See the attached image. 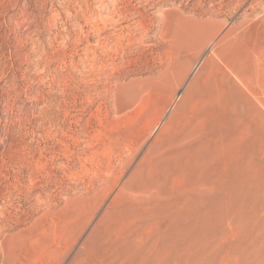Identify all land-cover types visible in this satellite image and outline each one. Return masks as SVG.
<instances>
[{"label": "rangeland", "instance_id": "obj_1", "mask_svg": "<svg viewBox=\"0 0 264 264\" xmlns=\"http://www.w3.org/2000/svg\"><path fill=\"white\" fill-rule=\"evenodd\" d=\"M0 264H264V0H0Z\"/></svg>", "mask_w": 264, "mask_h": 264}, {"label": "bare ground", "instance_id": "obj_2", "mask_svg": "<svg viewBox=\"0 0 264 264\" xmlns=\"http://www.w3.org/2000/svg\"><path fill=\"white\" fill-rule=\"evenodd\" d=\"M213 1V0H212ZM244 1V3H246L248 0H243ZM250 1V0H249ZM206 2V1H205ZM131 13V12H130ZM122 15V14H121ZM162 16V15H161ZM108 18V17H107ZM122 18V17H121ZM166 19V18H165ZM139 26V25H138ZM130 28V27H129ZM178 30H179V28H177V26H174V27H172V28H170L169 29V35L171 36L172 35V38H173V40H175V42L177 43L178 42V37L179 36H181V35H186V34H184V33H178ZM137 31V30H136ZM168 32V31H167ZM115 34V33H114ZM187 36V35H186ZM121 39V38H120ZM119 40V39H118ZM119 42V41H118ZM236 42H237V40L236 39H233V40H230L229 42H228V46H227V49H226V52H225V54L226 53H228V52H230L231 50L233 51L234 50V48H235V46H236ZM170 43V42H169ZM171 45V44H170ZM223 57H224V55H219L218 56V60H222L223 59ZM169 135H172V134H169ZM174 145V144H173ZM165 147H167L165 144H164V147H162L161 149H160V151L157 153V154H160V153H163V152H165L167 149L165 148ZM146 195V194H145Z\"/></svg>", "mask_w": 264, "mask_h": 264}]
</instances>
